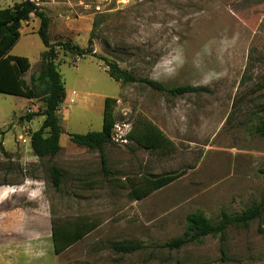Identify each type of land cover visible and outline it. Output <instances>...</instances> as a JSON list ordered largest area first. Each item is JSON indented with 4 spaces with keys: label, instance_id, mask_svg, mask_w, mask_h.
<instances>
[{
    "label": "rangeland",
    "instance_id": "374dc122",
    "mask_svg": "<svg viewBox=\"0 0 264 264\" xmlns=\"http://www.w3.org/2000/svg\"><path fill=\"white\" fill-rule=\"evenodd\" d=\"M25 0H0V9ZM49 16L52 43L86 48L138 78L167 88L206 87L174 97L146 84L113 80L103 61L57 48L67 96L58 115L62 149L49 161L34 156L29 138L40 128L42 100L0 93V264H264V220L230 227L225 255L218 237L179 250L164 245L186 231V217L212 221L238 214L264 197V136L257 132L264 107V0H132L97 12V0H31ZM94 22L97 23L94 26ZM34 14L22 22L11 54L25 56L30 84L45 45ZM106 98L116 100L113 144L105 176L98 151L75 146L70 134L100 132ZM151 121L171 141L153 151L127 139L133 126ZM122 139V140H121ZM51 163L64 171L60 190ZM181 174L164 188L134 200L141 176ZM98 223L67 251L40 248L49 221ZM37 230H39L37 232ZM137 244L132 253L115 243ZM52 245V240H50Z\"/></svg>",
    "mask_w": 264,
    "mask_h": 264
},
{
    "label": "trees",
    "instance_id": "16d2710c",
    "mask_svg": "<svg viewBox=\"0 0 264 264\" xmlns=\"http://www.w3.org/2000/svg\"><path fill=\"white\" fill-rule=\"evenodd\" d=\"M34 14L40 19L37 34L42 39L46 50L41 56L39 71L33 74L30 84L25 80L26 73L31 68L30 60L25 56L12 55L11 51L21 39L22 22L29 21ZM50 18L31 0L15 3L12 7L0 9V93L19 96L28 100H42L45 107L41 113L27 115L28 121L36 116L43 117L40 128L33 131L29 138L31 150L35 157L52 160L60 153L61 136L64 129L58 115L59 107L66 100L67 92L60 74L56 59L57 48L74 54L79 58L92 57L103 61L108 75L122 84L143 83L154 90L167 92L174 97L186 94L209 92L206 87L181 85L167 88L164 84L148 78H138L131 71L123 69L115 61L99 56L93 48V31L88 40V46L83 48L71 41L52 43L50 39ZM97 23L94 22V26ZM116 100L106 98L103 117V129L100 132L86 134H70V141L77 147L91 151H98L100 155L102 172L105 176L112 175L107 166L106 147L113 144V129L116 124L114 104ZM261 123L257 132L264 136V107L261 111ZM127 139L149 150L166 151L170 140L151 121H145L143 128L132 127ZM0 153L7 155L3 142H0ZM264 174V171H262ZM50 175L56 190L61 189L64 171L56 164L51 163ZM181 174H166L156 177L141 176L139 184L132 185L129 195L134 200H141L153 192L164 188L179 178ZM264 220V197L261 201L253 202L248 208L238 214L221 213L220 219L212 221L201 212L192 213L186 217V231L177 238L167 242L164 247L169 250H179L191 244L202 245L208 236L218 237L221 253L225 255V246L228 240L227 231L230 227L248 229L254 221L262 223ZM52 242L55 255L67 251L74 244L89 235L99 227L98 223L75 221L74 224L51 219ZM264 234V230H260ZM140 248L137 244L115 243L113 249L124 254L132 253Z\"/></svg>",
    "mask_w": 264,
    "mask_h": 264
},
{
    "label": "crops",
    "instance_id": "0c3cea01",
    "mask_svg": "<svg viewBox=\"0 0 264 264\" xmlns=\"http://www.w3.org/2000/svg\"><path fill=\"white\" fill-rule=\"evenodd\" d=\"M21 31V30H20ZM37 33V32H36ZM21 37H22V31H21ZM14 49V48H13ZM12 52V51H11ZM13 55V54H12ZM80 148V147H78ZM85 149V148H83ZM51 227H52V222L51 220L49 221V227L48 229H46V231L44 233L40 232L41 234H38V239H36V241L38 242L37 245L40 247V248H46V249H49L50 246L53 247V242H52V245L50 244V240H52V230H51ZM39 230H37L38 232ZM54 252V251H53Z\"/></svg>",
    "mask_w": 264,
    "mask_h": 264
},
{
    "label": "built area",
    "instance_id": "2783aa9c",
    "mask_svg": "<svg viewBox=\"0 0 264 264\" xmlns=\"http://www.w3.org/2000/svg\"><path fill=\"white\" fill-rule=\"evenodd\" d=\"M132 0H97L95 9L97 12H105L112 5H128ZM122 140V139H121Z\"/></svg>",
    "mask_w": 264,
    "mask_h": 264
}]
</instances>
